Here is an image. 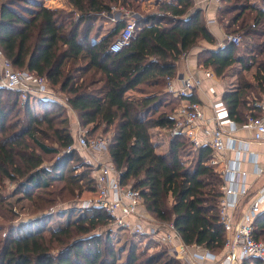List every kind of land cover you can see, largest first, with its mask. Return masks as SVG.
I'll return each mask as SVG.
<instances>
[{
    "label": "trees",
    "instance_id": "trees-1",
    "mask_svg": "<svg viewBox=\"0 0 264 264\" xmlns=\"http://www.w3.org/2000/svg\"><path fill=\"white\" fill-rule=\"evenodd\" d=\"M140 1L67 0L70 7L51 8L46 0H0V51L15 69L45 77L90 135L112 133L109 156L122 172L121 183L141 192L154 220L173 223L186 245L219 255L227 236L220 216L224 179L211 164L213 149L195 148L176 136L166 152L158 153L150 133L175 124L172 116L181 98L164 91V79L177 76L184 53L202 40L214 43L215 37L195 0L161 1L148 14L137 11ZM222 3L218 22L228 35H240L242 43L226 38L205 65L218 77L237 62L245 72L255 69L253 79L241 76L237 89L222 98L231 118L247 124L248 115L264 113L256 104L264 95V9L250 0ZM113 6L140 15L135 35L118 52L110 46L124 21H113L115 27L96 39L101 18ZM130 90L158 95L138 100L126 95ZM21 94L0 88V206L14 197L18 203L34 201L40 216L13 224L0 235V264H118L111 233L94 234L111 221L104 208H88L54 229V212L43 214L56 202L53 188L57 195L80 197L97 186L93 166L81 163L77 150L62 152L75 141L69 109L57 100L39 98L40 115L31 101L22 102ZM3 180L16 184L6 195L1 194ZM254 234L264 240V211L254 221ZM133 236L158 246L149 234ZM144 257L133 242L128 264H181L169 249ZM243 264L264 261L253 257Z\"/></svg>",
    "mask_w": 264,
    "mask_h": 264
},
{
    "label": "built area",
    "instance_id": "built-area-1",
    "mask_svg": "<svg viewBox=\"0 0 264 264\" xmlns=\"http://www.w3.org/2000/svg\"><path fill=\"white\" fill-rule=\"evenodd\" d=\"M210 1L219 6L222 3V0ZM109 15L114 22H125L119 36L110 46L111 51L118 52L135 35L137 19L140 15L117 6H113ZM227 38L235 44L241 42L240 35H228ZM205 76L210 78L213 73L207 71ZM164 81L166 90L182 100H185L195 88L203 84L202 79L191 76L182 78L168 76ZM176 81L181 83L180 87L175 85ZM0 88L20 91L24 104L31 101L32 97L59 102L62 100L50 87L45 77L38 76L28 69H15L1 51ZM211 107L213 113L209 120L212 123L210 130L202 125L207 119L201 103L183 102L172 116L175 120L174 126L167 131L171 137L187 138L195 148L208 145L213 149L211 164L218 167L224 179L220 216L227 233L225 248L221 254L217 255L196 244L186 245L173 223L157 221L155 224L166 228V232L161 236V242L163 241L168 246L170 252L181 264H243L245 260L253 257L264 261V241L257 239L254 234V221L264 211V185L240 218L235 220L230 209L236 208L241 198L248 194L246 186L248 172L242 170L239 164L225 163L222 166L221 154L225 150L244 154L242 159H249L248 155L253 152L249 149V142L238 140L234 136V133L242 129L243 125H239L231 118L223 100L220 98L212 101ZM260 107L264 109V105ZM247 118L248 123L244 126L254 130L256 141H264V113L260 117L248 115ZM110 137L90 135L87 129H79L75 141L62 150V152L77 150L84 153L85 163L93 166L92 175L97 186L96 196L86 201L85 208L93 206L104 208L113 223L112 230L124 229L130 231L131 234H144L150 230L154 233V229H150L151 227H147L139 220L141 208L144 207L141 192L121 183L122 172L117 170L109 156ZM62 152L57 155V159H60Z\"/></svg>",
    "mask_w": 264,
    "mask_h": 264
},
{
    "label": "crops",
    "instance_id": "crops-1",
    "mask_svg": "<svg viewBox=\"0 0 264 264\" xmlns=\"http://www.w3.org/2000/svg\"><path fill=\"white\" fill-rule=\"evenodd\" d=\"M63 1L66 3V6L61 8L70 7L67 0H61L62 6L64 5ZM149 1H153V0H149ZM161 1L167 2L171 0H154V2H152L150 6L151 8H149L150 9L149 12H147L146 14L152 12L153 10H157V7ZM253 1L254 0H251L252 4H254L255 6L261 9H264V4H262L261 2H253ZM195 3H196L195 8H201L205 11L207 25L215 37V42L210 43L206 40H202L197 45L193 46V48L188 53H184L182 55L181 60L178 63L177 76L174 78L191 76L203 80V84L201 85V87L195 88L186 97L185 100L181 99L179 105L183 102L201 103L203 111L205 113V117L207 119L205 122L202 123V125L204 126L205 129L210 130L212 128V123L209 120L211 119L213 113L211 102L220 98L222 99L223 95L226 92L235 91L239 85V81H240L239 78L241 76H246L248 79H253V74L255 73V69H252L249 72H245L242 70L241 64L237 62L233 64L222 77H218L212 68L206 67L205 61L209 58L210 53L224 45V41L227 38L228 34L225 30V27L218 22L217 16H218V9L220 7L219 5L215 4L214 2H211L210 0H195ZM46 6L53 8V5L50 3L49 0H46ZM103 16L104 17L101 18L99 22V26L96 34L97 40L101 39L104 35H106L110 30H112L115 27V24H113L110 15L109 16L103 15ZM207 71H211L213 73V76L210 78L206 77L205 73ZM175 85L177 87H180L181 83L176 81ZM164 91L168 92L166 90V85ZM126 95L129 98L140 100L153 95H158V92L142 93L136 90H130L126 93ZM39 98L40 97L38 98L32 97L31 105L32 106L39 105L38 104ZM61 103L64 104L69 109L72 129L76 135L77 131L79 129H82L80 127L78 116L76 112L65 103L64 98H62ZM257 105L259 107L261 105H264V95L260 97V101L259 103H257ZM261 109L264 111L262 107ZM36 113L40 114L38 112ZM238 124L241 126L243 125V128L237 131L236 133H234V136L238 140L249 142V149L251 152H253V154L248 155V157L250 156L249 159L247 158L242 159L244 157V154L238 153L237 151H233V150H225L223 154H221L223 161L222 166H224L225 163H233L234 165L239 164V167H241L242 170L248 172L246 179L248 194L243 198H241L236 208L230 209V212L233 214L235 220H238L240 218L244 210L248 207V205L257 195L259 189L264 185V141H256L254 139V130L251 127L244 126V124H240V123ZM150 133L156 151L158 153L166 152L171 138L167 129L161 127H155L150 130ZM153 138L157 140H154ZM139 220L147 227H151L150 229L152 230L154 229V231L157 233L159 238H161L162 234L166 232V228L155 224V222L157 221L153 219V217L148 213V211L144 207L141 208ZM157 242L159 241L157 240Z\"/></svg>",
    "mask_w": 264,
    "mask_h": 264
},
{
    "label": "rangeland",
    "instance_id": "rangeland-1",
    "mask_svg": "<svg viewBox=\"0 0 264 264\" xmlns=\"http://www.w3.org/2000/svg\"><path fill=\"white\" fill-rule=\"evenodd\" d=\"M50 3L53 5V8H61L66 6V3L64 2V5H61V0H49ZM251 1V0H250ZM153 1H149V0H144V1H140L141 7L137 10L138 12L142 13V14H146L147 12H149V8H151V4ZM253 2H260V0H254ZM146 4V5H145ZM258 4V3H257ZM223 5V3H221L220 7ZM219 7V8H220ZM218 17V16H217ZM228 18V16H226ZM114 24V23H113ZM242 43V40L239 44L236 45H240ZM62 98V97H61ZM38 104H39V100H38ZM32 106V105H31ZM32 109L35 112H38L40 114L44 113L43 108H41L39 105L36 106H32ZM74 136L75 132H73ZM98 135H104L101 132H99L97 135L94 136H98ZM112 133H108L104 136H111ZM154 140H157L155 138H153ZM62 150V149H61ZM80 155V159H81V163H85V157H84V153L77 151ZM52 162V161H50ZM1 194H8L10 193L15 187L16 184L9 182L8 180H3V182L1 183ZM55 188H53V193L54 198H55V204L52 205L51 208H49L48 211H43V214L45 213H50V212H54L52 213L53 215H51V218L53 221H51V225L52 228H57V227H62L64 225H66V222L69 219H75L76 217L80 216V214L82 213V211L88 209L85 208L86 207V201L94 198V196H96V191H85L84 193L81 194L80 197L78 196H70V195H57L56 192L54 191ZM57 189V188H56ZM52 196V193L49 195ZM15 206L14 208L12 206ZM40 205V204H39ZM42 205L44 206V203L42 202ZM41 206V205H40ZM12 208V211H10ZM83 209V210H82ZM38 207L34 205V201H23V202H16L15 201V197L12 198L9 202L6 203V205L4 204L3 206H0V235H2L3 233H5L7 231V229L13 225V224H18L22 221H28L31 219H35L39 213H38ZM70 211L72 213L71 218L70 217ZM64 212V214L61 216V213ZM16 216H15V215ZM40 216V215H39ZM113 223H110L104 227L98 228V230H96L94 232V234H104L105 236L108 234V232H110L113 241L115 243L116 249L118 251L119 254V261L118 264H128V260H129V254H130V249H131V245H133V242L136 243V249H137V253L139 254H144L146 258L147 256H150L156 252H160L163 250H168V246L165 245V243L161 240L162 238H159V236L157 235V233H153L150 230L147 231L146 234H149L150 236H152L153 240L156 241V239L159 241V246L156 245H148L146 240H141L138 241L139 238L133 236V234H131L130 231L128 230H124V229H118V230H112V225ZM78 238V237H77ZM159 238V239H158ZM150 240V239H148ZM264 241V240H263ZM157 243V241H156Z\"/></svg>",
    "mask_w": 264,
    "mask_h": 264
}]
</instances>
